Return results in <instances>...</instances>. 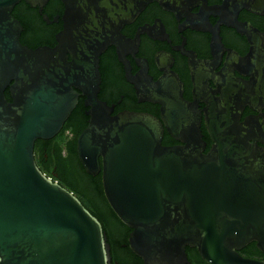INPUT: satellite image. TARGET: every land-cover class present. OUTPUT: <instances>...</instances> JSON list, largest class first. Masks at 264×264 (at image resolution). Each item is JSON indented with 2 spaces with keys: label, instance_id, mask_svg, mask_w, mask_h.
Returning a JSON list of instances; mask_svg holds the SVG:
<instances>
[{
  "label": "water",
  "instance_id": "1",
  "mask_svg": "<svg viewBox=\"0 0 264 264\" xmlns=\"http://www.w3.org/2000/svg\"><path fill=\"white\" fill-rule=\"evenodd\" d=\"M20 1L0 0V264H112L101 223L34 160L35 141L54 138L74 109L73 87L89 106L78 159L86 173L102 172L105 199L142 264H189L186 248L206 264H264L239 254L254 243L264 255V148L237 112L206 117L205 151L195 103L166 78L146 98L160 117L110 116L97 98L99 55L117 37L108 27L156 0H61L57 45L34 49L20 43L11 14ZM165 128L182 145H162Z\"/></svg>",
  "mask_w": 264,
  "mask_h": 264
},
{
  "label": "flooded vegetation",
  "instance_id": "2",
  "mask_svg": "<svg viewBox=\"0 0 264 264\" xmlns=\"http://www.w3.org/2000/svg\"><path fill=\"white\" fill-rule=\"evenodd\" d=\"M32 3L21 0L11 12L21 26L20 43L32 49L55 47L64 30V4L61 0ZM129 11L124 8L121 13ZM108 29L116 30L117 37L99 55L97 98L110 116L136 112L160 117V104L146 98L157 93L156 84L166 78V88L171 86L184 101L195 103L205 151L212 145L206 117L229 112H237L239 124L244 123L255 143L264 148V0H156L129 22ZM73 91L74 109L54 138L35 141L34 160L46 177L76 196L91 214L101 213L107 222H114L104 194V202L97 203L92 194L72 191L59 179L55 162L49 160L55 153L71 157L78 171L100 182L103 193L102 172L86 173L78 159L77 138L88 124L89 106L79 88ZM5 96L10 98L8 89ZM162 145L182 143L165 128ZM121 246L129 249L127 240Z\"/></svg>",
  "mask_w": 264,
  "mask_h": 264
},
{
  "label": "trees",
  "instance_id": "3",
  "mask_svg": "<svg viewBox=\"0 0 264 264\" xmlns=\"http://www.w3.org/2000/svg\"><path fill=\"white\" fill-rule=\"evenodd\" d=\"M7 100L10 98L7 96ZM72 153H75L73 147ZM50 161H54L57 165L59 179L61 182L71 188L72 191L82 195H94L97 203L104 202L103 193L101 191L100 182H94L89 177H86L83 172L78 171V168L73 164L71 157L61 158L58 153L49 156ZM93 185L92 189L90 186ZM94 216L100 219L102 229L107 237V242L110 246V255L112 264H142L140 258L135 256L129 249L122 248V242H126L128 237V228L120 222L116 215L112 213L114 222H107V218L101 213L91 211ZM111 223V224H110ZM187 259L189 264H206L198 255L196 249L186 248ZM243 257L254 259L263 258L255 247L254 243L249 244L240 252Z\"/></svg>",
  "mask_w": 264,
  "mask_h": 264
}]
</instances>
